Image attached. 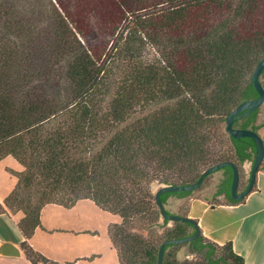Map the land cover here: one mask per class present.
Masks as SVG:
<instances>
[{
  "label": "trees",
  "instance_id": "obj_1",
  "mask_svg": "<svg viewBox=\"0 0 264 264\" xmlns=\"http://www.w3.org/2000/svg\"><path fill=\"white\" fill-rule=\"evenodd\" d=\"M54 1L57 21L51 42H45L36 27L23 23L24 15L11 12L8 0H0V162L11 158L21 168L0 214L15 217L30 264H58L28 243L40 227L41 210L89 200L119 220L107 235L120 264H157L162 242L191 236L195 229L161 218L152 185L192 184L222 162L234 163L240 175L241 165L254 160L253 140L231 138L225 120L257 97L251 75L264 56V0ZM142 39L162 47L160 61L131 63L108 84L111 47L133 61L132 44ZM40 43L48 54V60L38 57L41 65H52V58L58 67L65 64L66 103L18 101L31 87L25 66L34 62V44ZM260 108L233 127L258 134L264 126V118L257 123ZM220 171L218 193L228 195L232 171ZM191 193L162 194L160 200L165 207L169 197ZM184 245L198 262H179ZM162 264L244 261L231 243L219 246L201 234L167 246Z\"/></svg>",
  "mask_w": 264,
  "mask_h": 264
},
{
  "label": "crops",
  "instance_id": "obj_2",
  "mask_svg": "<svg viewBox=\"0 0 264 264\" xmlns=\"http://www.w3.org/2000/svg\"><path fill=\"white\" fill-rule=\"evenodd\" d=\"M263 77L264 74L262 79ZM263 118L264 104L260 108L257 123H260ZM258 135L264 144V126L258 130ZM245 163L244 166L247 168V163ZM14 186L12 177L0 166V204ZM185 201L187 203L185 216L194 219L198 223L203 237L219 246L231 243L233 252L243 259L244 264H264V160L256 175L252 191L243 200L228 201L224 193H218V190L212 187V189L198 191L190 195ZM49 206L46 205L41 210L40 227L34 231L28 243L34 251L45 256L48 260L58 264H66L59 261L60 255L58 253H49L43 247L44 244L49 243V236H54V234L56 236L58 232L60 234L62 232L60 229H52L55 233H51L41 224V214ZM51 206L62 209L68 214L79 213L80 209H85V211L90 212L92 217L95 215L99 220L104 221L100 227L81 228L71 226L68 228L67 232L71 236L88 234L92 241L97 243L96 246L88 245L86 249H82V253L79 252L81 250H77L76 252H79V254L73 255L74 262L72 264H120L118 254L111 247L107 235L108 226L119 222L116 216L99 209L88 200L79 201L73 207L67 209L62 208V206ZM80 206L84 207L80 208ZM89 207H92V211L89 210ZM15 221V217L9 212L0 214V243L12 244L20 251L19 257H0V264H30L20 248L24 238L17 229ZM65 231L63 230V232ZM37 241L40 242V245H37Z\"/></svg>",
  "mask_w": 264,
  "mask_h": 264
},
{
  "label": "rangeland",
  "instance_id": "obj_3",
  "mask_svg": "<svg viewBox=\"0 0 264 264\" xmlns=\"http://www.w3.org/2000/svg\"><path fill=\"white\" fill-rule=\"evenodd\" d=\"M10 5L13 7L14 11H11L12 13H15V15H24V18H26V22L23 21V23L27 26H34L36 27L37 31L35 32V35L38 33V38L40 41L47 42V37L50 38V42L52 39L51 34H53V28L55 27V23L57 21V17L53 13V7L56 6V3L54 0H8ZM124 32V28L120 30L121 34ZM124 34V33H123ZM41 44V45H40ZM35 47L32 52L34 55V62L29 64L28 66H25L26 72L24 73V77L27 78L28 84L31 87H26L23 91H21V94H18V101L19 102H26L27 98H32L34 101H37L38 99H44V101H54L58 105L61 103L67 102V94H68V82L64 79L61 72L63 71V65H59V67L54 63L53 58L50 61H53L52 65H46L44 61L41 65V60L38 58L39 56H44L46 60H48V54L46 52L45 44L40 43ZM133 45L135 57L133 61H129L126 53L124 54L123 51L118 52L113 50L114 47L112 46L110 49V57L112 58L109 60L105 66H106V72L108 73V79L107 82H115L116 79L123 76V73L125 72L126 67L136 62L144 63V64H153L160 61V56H162V47L156 43H153L150 40H145L142 42H135ZM32 46V45H31ZM120 49L124 47V45L119 46ZM33 48V46L31 47ZM120 51V50H119ZM123 52V53H122ZM37 58V59H36ZM40 63V65H38ZM47 68V69H46ZM51 68V69H50ZM50 69V70H49ZM33 70H35L33 72ZM54 71L53 75H50L51 71ZM262 79V76L260 80ZM26 80V81H27ZM264 77L261 80V82L264 84ZM20 91V90H19ZM18 91V92H19ZM109 98H107V101ZM104 104V103H103ZM97 147V146H96ZM247 163V168H245L244 164L241 165L240 171V184H239V190H242L244 186L246 185V182L249 177L250 167L251 164L249 162ZM245 163V164H246ZM1 168L12 177V180L14 184H16V175L21 170L18 165V163L11 158H6L0 162ZM249 166V167H248ZM223 178V171H218L211 176L207 178V180L203 183V186L201 189L193 191L191 195L197 193L198 191H205L215 188L217 189V184L220 180ZM159 188L158 184H154L151 187V191L155 193L156 189ZM13 189V188H12ZM11 191V190H10ZM61 193L59 196L62 197ZM8 195V194H7ZM211 197V195H209ZM189 197V196H188ZM187 198V197H186ZM186 198H177L174 196H171L167 199L166 202V211H169L170 214L175 215H184L183 213L187 210V203L185 201ZM63 201H67V195L63 196ZM89 201V200H88ZM216 201V200H213ZM51 205L56 204H50V206L44 210V212L41 214V224L45 227V229L51 233L53 232L52 229H60L62 230L61 234L58 232V234H54V236H49L48 241L49 243L44 244V249H46L49 253H58L60 255L59 261H62L66 264H72L74 262L73 255H78L79 252L82 253V249H86L88 245H97V243H94L92 241V238L88 234H82V235H76V237H73L70 235L68 231V228L71 226H78L81 228H88V227H95V226H102L104 221L99 220L94 214L92 217L90 215L89 211H85L80 209L79 213H67L66 211L62 209H56L55 207ZM60 206V205H56ZM89 206V205H88ZM84 207V206H83ZM80 206V208H83ZM87 207V206H85ZM64 208V207H62ZM67 209V208H64ZM89 210L92 211V207H89ZM93 213V212H92ZM80 214V215H79ZM110 214V213H109ZM93 223V224H92ZM114 224V223H113ZM137 223H134V226H137ZM171 223H169V226ZM102 229V227H101ZM63 230H66L63 232ZM160 231H158L159 233ZM88 233V232H86ZM161 233V232H160ZM51 237V238H50ZM37 245L40 242H36ZM55 243L57 244L55 246ZM40 245V244H39ZM77 250H81L79 252H76ZM90 251V250H86ZM45 257V256H44ZM46 258V257H45ZM177 258L179 259V262L182 261H190V262H198V257H196L194 254L189 253V249L187 245H184L182 248L178 250Z\"/></svg>",
  "mask_w": 264,
  "mask_h": 264
},
{
  "label": "water",
  "instance_id": "obj_4",
  "mask_svg": "<svg viewBox=\"0 0 264 264\" xmlns=\"http://www.w3.org/2000/svg\"><path fill=\"white\" fill-rule=\"evenodd\" d=\"M264 70V56L257 63L252 75L251 83L257 94L255 99L246 100L239 104L234 110H232L225 120V132L231 138L240 139V138H250L255 144V155L254 160L251 163L250 173L248 178V184L244 191L238 192L240 176L239 171L236 165L232 162H222L205 169L199 176V178L192 184L188 185H164L156 189L154 194L155 205L159 210L160 216L162 219L167 220L168 222H181L188 223L192 225L195 229L193 235L181 238V239H168L162 242L158 249L157 264H162L164 250L169 245H178V244H187L201 235V230L198 226V223L189 217L170 214L166 211L164 205L160 200L162 194L167 193H177V192H193L195 191L203 182V180L222 170L223 168H230L232 171L231 183L229 187V195L233 201L243 200L251 191L254 186L256 175L259 171V168L264 160V144L261 137L251 129H238L233 127V123L243 118L257 109H259L264 104V87L261 85L260 78ZM20 251L17 247L8 243H0V257H19Z\"/></svg>",
  "mask_w": 264,
  "mask_h": 264
},
{
  "label": "flooded vegetation",
  "instance_id": "obj_5",
  "mask_svg": "<svg viewBox=\"0 0 264 264\" xmlns=\"http://www.w3.org/2000/svg\"><path fill=\"white\" fill-rule=\"evenodd\" d=\"M250 173V172H249ZM249 178V177H248ZM221 181V180H220ZM220 181H219V183L217 184V185H219L220 184ZM240 184V183H239ZM247 184H248V180H247V183H246V186L242 189V190H239L238 189V192H242V191H244L245 189H246V187H247ZM217 190H218V186H217ZM222 194V193H221ZM224 195H225V197H226V199L228 200V201H233L231 198H230V195L228 194H226V193H224ZM233 202H235V201H233ZM166 209V208H165Z\"/></svg>",
  "mask_w": 264,
  "mask_h": 264
}]
</instances>
